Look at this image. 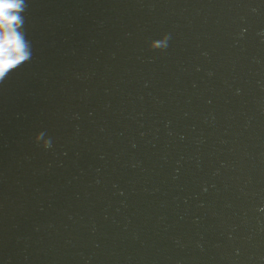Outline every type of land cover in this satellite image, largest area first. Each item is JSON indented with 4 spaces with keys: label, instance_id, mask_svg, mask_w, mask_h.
<instances>
[{
    "label": "water",
    "instance_id": "obj_1",
    "mask_svg": "<svg viewBox=\"0 0 264 264\" xmlns=\"http://www.w3.org/2000/svg\"><path fill=\"white\" fill-rule=\"evenodd\" d=\"M18 15L0 24V264H264V0Z\"/></svg>",
    "mask_w": 264,
    "mask_h": 264
},
{
    "label": "clouds",
    "instance_id": "obj_2",
    "mask_svg": "<svg viewBox=\"0 0 264 264\" xmlns=\"http://www.w3.org/2000/svg\"><path fill=\"white\" fill-rule=\"evenodd\" d=\"M20 10H22V0H0V24L9 26L11 22L19 21ZM16 39L21 40L19 34Z\"/></svg>",
    "mask_w": 264,
    "mask_h": 264
}]
</instances>
